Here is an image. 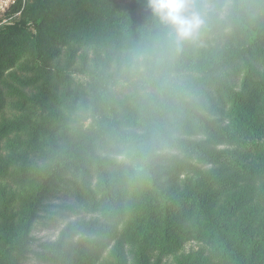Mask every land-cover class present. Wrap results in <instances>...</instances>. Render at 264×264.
Returning a JSON list of instances; mask_svg holds the SVG:
<instances>
[{
  "label": "trees",
  "instance_id": "obj_1",
  "mask_svg": "<svg viewBox=\"0 0 264 264\" xmlns=\"http://www.w3.org/2000/svg\"><path fill=\"white\" fill-rule=\"evenodd\" d=\"M29 2L0 27V52H27L0 72V264H23L37 211L68 172L84 174L74 193L102 223L76 242L66 228L40 253L48 262L99 264L114 242L109 264L125 247L133 264L153 252L264 264V0H233L229 21L196 7L204 24L179 48L147 0ZM56 39L79 45L65 58ZM100 48L143 53L125 63ZM164 146L189 160L161 165Z\"/></svg>",
  "mask_w": 264,
  "mask_h": 264
},
{
  "label": "rangeland",
  "instance_id": "obj_2",
  "mask_svg": "<svg viewBox=\"0 0 264 264\" xmlns=\"http://www.w3.org/2000/svg\"><path fill=\"white\" fill-rule=\"evenodd\" d=\"M18 0H0V27H2V32L7 31V25L14 23L20 17L21 12L14 13L13 6L17 3ZM30 1L29 3H33L36 0H22L23 7L25 4ZM44 2H48L49 0H42ZM54 1V0H52ZM195 6L203 9V12L207 14L212 12H219V7L221 6L223 9L222 12L219 13L220 19L225 18L226 20H230V9L232 7L233 0H194ZM71 33H75L74 30H70ZM63 42V41H62ZM60 42V39H56L51 41V45L58 44L56 47L61 49L63 57L67 58L71 55V50L73 47L78 46L77 42ZM82 49L86 48V45L81 46ZM8 48H6L7 50ZM95 48H88L89 54H92V51ZM98 49V48H96ZM101 49V50H100ZM98 52L101 53H112L115 61L119 60L120 58L125 60V63L130 61L136 63L139 60V56L142 55L143 52L134 51V52H113L110 48H100ZM1 50V48H0ZM27 52L25 50L20 49L17 52H8L2 53L0 52V72L6 70L7 68L14 69V62L21 61L26 56ZM82 74H77V78L83 81H86L87 74L79 69ZM131 75L143 73L142 70L136 72L134 68L131 69ZM63 107L61 108V113L63 112ZM10 115V114H7ZM204 136H196V137H182V140L191 141L197 143L199 141L204 140ZM3 148V146L1 147ZM7 153V150L1 151V153ZM184 150L182 148H171L169 146H164L163 149L159 150V153L162 156V163L161 165H166L171 169L177 162V160L182 159L189 160V158L184 157L182 154ZM121 158V159H120ZM122 160V157H119ZM195 163V161H193ZM198 165L197 163H195ZM204 169H210V166L200 165ZM83 175L76 173L75 175L68 172L64 176V180L60 184L59 188L54 189L48 199L44 201L43 206L39 207L37 211V216L32 222L31 231H30V239H32L30 243V250L28 254L23 259V264H54L44 260L43 258L39 257L40 253L48 251V248L57 244L59 241L62 240L63 232L66 228H69V232L65 239L67 242H76L80 239H94V236L91 234H87L83 231L81 232L80 228H84L87 226L88 223H102L99 215L96 213L91 212L88 209L86 204H83L76 196L74 192H76V188L78 185L83 181ZM185 175H175L172 177L174 185L182 186L183 179ZM87 182L90 183L93 189L95 188L96 179L94 176L92 178H86ZM114 242L110 244L108 247V251L101 255L99 260V264H109L110 261L113 260V253L111 249L113 248ZM126 248V247H125ZM123 248L122 257H121V264H133L132 255L130 252ZM193 249L194 251L201 248V245L197 243H190L185 251L189 249ZM152 264H172L174 261V256H160L158 253L153 252L150 255Z\"/></svg>",
  "mask_w": 264,
  "mask_h": 264
},
{
  "label": "clouds",
  "instance_id": "obj_3",
  "mask_svg": "<svg viewBox=\"0 0 264 264\" xmlns=\"http://www.w3.org/2000/svg\"><path fill=\"white\" fill-rule=\"evenodd\" d=\"M147 8L172 31L178 48L195 37L204 24L194 0H147Z\"/></svg>",
  "mask_w": 264,
  "mask_h": 264
}]
</instances>
